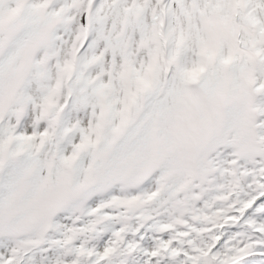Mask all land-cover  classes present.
<instances>
[{
    "label": "snow or ice",
    "instance_id": "6c2138e0",
    "mask_svg": "<svg viewBox=\"0 0 264 264\" xmlns=\"http://www.w3.org/2000/svg\"><path fill=\"white\" fill-rule=\"evenodd\" d=\"M0 264H264V0H0Z\"/></svg>",
    "mask_w": 264,
    "mask_h": 264
}]
</instances>
